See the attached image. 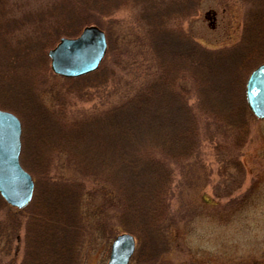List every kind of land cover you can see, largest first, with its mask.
<instances>
[{
  "label": "rangeland",
  "instance_id": "1",
  "mask_svg": "<svg viewBox=\"0 0 264 264\" xmlns=\"http://www.w3.org/2000/svg\"><path fill=\"white\" fill-rule=\"evenodd\" d=\"M87 26L99 68L52 74ZM263 63L264 0H0V109L33 182L17 213L0 198V264H102L124 233L137 264H264V119L243 98Z\"/></svg>",
  "mask_w": 264,
  "mask_h": 264
},
{
  "label": "water",
  "instance_id": "2",
  "mask_svg": "<svg viewBox=\"0 0 264 264\" xmlns=\"http://www.w3.org/2000/svg\"><path fill=\"white\" fill-rule=\"evenodd\" d=\"M106 51L103 32L84 27L73 38H61L47 52L49 67L55 76L79 78L97 70ZM244 103L256 119H264V63L248 75L244 85ZM21 127L11 112L0 109V197L10 207L21 210L32 197L33 182L19 164ZM134 238L119 234L111 242L107 264H127L134 252Z\"/></svg>",
  "mask_w": 264,
  "mask_h": 264
},
{
  "label": "flooded vegetation",
  "instance_id": "3",
  "mask_svg": "<svg viewBox=\"0 0 264 264\" xmlns=\"http://www.w3.org/2000/svg\"><path fill=\"white\" fill-rule=\"evenodd\" d=\"M20 139H21V133H20ZM135 247H136V242H135V246L133 247L134 248V252H135V249H136ZM134 252L132 253L131 257L129 258L127 264H137V262L135 261V258H133L134 257V254H135ZM196 255L198 256V258L196 259V261L193 264H214L212 262V258L210 257L213 254H211V253H205V254L197 253ZM203 255H207L208 257H203ZM247 255H248L247 252L243 253L242 254V258L239 257L240 260H243L244 259V261H245L246 260L245 258L247 257ZM108 257H109V253H108ZM108 257H107L106 262L103 261L102 264H107ZM236 258H238V257H235V259Z\"/></svg>",
  "mask_w": 264,
  "mask_h": 264
},
{
  "label": "trees",
  "instance_id": "4",
  "mask_svg": "<svg viewBox=\"0 0 264 264\" xmlns=\"http://www.w3.org/2000/svg\"><path fill=\"white\" fill-rule=\"evenodd\" d=\"M85 77V76H84ZM2 203H3V201H2ZM4 204V203H3ZM5 205V204H4ZM6 206V205H5ZM7 208V211H9V213H11V212H13V213H17V212H19V211H17V210H14V209H12V208H10V207H6Z\"/></svg>",
  "mask_w": 264,
  "mask_h": 264
}]
</instances>
